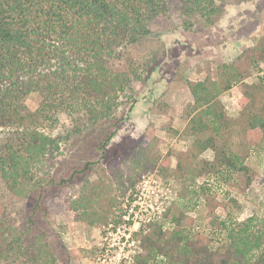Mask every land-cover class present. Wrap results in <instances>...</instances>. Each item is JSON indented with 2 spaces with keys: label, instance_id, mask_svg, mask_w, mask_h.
Masks as SVG:
<instances>
[{
  "label": "trees",
  "instance_id": "1",
  "mask_svg": "<svg viewBox=\"0 0 264 264\" xmlns=\"http://www.w3.org/2000/svg\"><path fill=\"white\" fill-rule=\"evenodd\" d=\"M228 1L180 0V20L186 29L195 16L213 23ZM169 10L168 0H0V128L8 129L0 137V264L55 263V249L39 236L28 245L32 220L21 205L48 181L60 150L54 136L62 128L60 116L74 120L75 133L81 124L100 126L106 133L104 149L120 122L114 111L121 94L142 79L141 66L127 46L165 31ZM239 81L236 68L227 63L215 77L188 80L193 109L182 136L192 139L194 158L213 151V180L233 183L246 175L249 185L250 148L235 136L254 132L264 141V105L248 92L242 113L231 117L220 96ZM29 98L35 110L27 106ZM153 148L158 143L150 134L134 156L136 162L149 161ZM170 171L181 177L197 174L181 158ZM202 191L207 211L214 213L220 204L212 186L205 182ZM190 194L196 191L183 186L180 195ZM101 195L84 183L68 202L76 219L102 224L95 207ZM229 200L237 204L234 197ZM171 210L170 216L151 222L153 228H142L141 251L133 264H264V214L220 220L215 238L210 231L194 230L197 216Z\"/></svg>",
  "mask_w": 264,
  "mask_h": 264
},
{
  "label": "rangeland",
  "instance_id": "2",
  "mask_svg": "<svg viewBox=\"0 0 264 264\" xmlns=\"http://www.w3.org/2000/svg\"><path fill=\"white\" fill-rule=\"evenodd\" d=\"M168 4L171 22L165 31L127 46L141 66L142 79L121 94L114 111L120 122L110 142L102 149L106 133L101 134L100 126L81 124V131L75 133L74 120L62 114V128L54 134L60 150L48 181L42 191L36 190L22 201L21 210L32 220L28 245L39 236L55 249L54 264H115L113 257L118 253L122 256L118 264H133L141 251L138 239L143 233L139 231L154 227L148 218L154 221L163 220L165 213L170 216L169 209H184L197 216L194 230L210 231L215 238L220 220L264 214V141L258 133L235 136L237 142L250 148L249 185L246 175L233 183L213 180V151L194 158L192 139L182 136L187 114L193 109L187 81L201 80L208 74L215 77L224 63L234 65L240 78L220 96L228 114L237 118L250 92L264 105V0H229L223 12L213 17V23L195 16L191 29L180 20V0H168ZM26 104L30 110L36 109L33 99H27ZM6 131L0 128V137ZM150 134L158 148H153L149 161L138 163L134 156ZM180 158L183 165L191 163L197 174L171 175L170 168ZM130 176H135L134 181ZM87 182L102 194L95 204L104 219L100 225L77 220L69 208L68 202ZM205 182L212 186L220 204L211 214L203 197ZM185 185L196 194L181 196ZM230 197L237 200L235 206ZM126 221L131 222L127 236L132 234V238L117 245L119 239L113 241L114 234ZM132 239L136 243L131 247ZM126 252L134 253L129 258L123 256Z\"/></svg>",
  "mask_w": 264,
  "mask_h": 264
},
{
  "label": "built area",
  "instance_id": "3",
  "mask_svg": "<svg viewBox=\"0 0 264 264\" xmlns=\"http://www.w3.org/2000/svg\"><path fill=\"white\" fill-rule=\"evenodd\" d=\"M148 222H149V224H151V222H153V221H152L151 218H148ZM130 223H131L130 221H126V222H124L123 225H120V227L116 230V232L114 234L115 235L114 240H113V238H111L113 241L119 239V241L116 242L117 245H119V243L123 242L124 238L126 239L125 242H124V245H125L126 242H129L130 238H132V234L127 236V233H130V229H131V224ZM141 230H142V228H141ZM141 230L139 231V233H141ZM143 230L145 231L146 228H143ZM138 241L140 243V241H141L140 238L138 239ZM135 243H136V241L134 239H132V243H129V246L132 247V246L135 245ZM112 245H114V243ZM133 253L134 252H130V253L126 252V254H124L123 256L130 258L131 256H133ZM121 257L122 256L119 253L117 254V256L113 257L115 259V264L119 263V260L121 259Z\"/></svg>",
  "mask_w": 264,
  "mask_h": 264
}]
</instances>
